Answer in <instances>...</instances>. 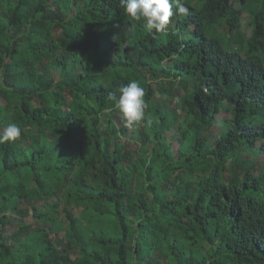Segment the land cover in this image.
I'll return each mask as SVG.
<instances>
[{
    "label": "trees",
    "instance_id": "obj_1",
    "mask_svg": "<svg viewBox=\"0 0 264 264\" xmlns=\"http://www.w3.org/2000/svg\"><path fill=\"white\" fill-rule=\"evenodd\" d=\"M183 3L153 37L119 0H0V264H264V0Z\"/></svg>",
    "mask_w": 264,
    "mask_h": 264
},
{
    "label": "clouds",
    "instance_id": "obj_2",
    "mask_svg": "<svg viewBox=\"0 0 264 264\" xmlns=\"http://www.w3.org/2000/svg\"><path fill=\"white\" fill-rule=\"evenodd\" d=\"M119 7L131 19L142 21L144 29L153 37L167 32L172 17L187 16L189 13L183 0H119ZM117 92L118 96L109 93V100L114 104L107 110H118L125 127L136 126L143 121L147 107L144 87L138 81H130L121 84ZM21 132L17 123L9 122L0 132V143L15 142Z\"/></svg>",
    "mask_w": 264,
    "mask_h": 264
},
{
    "label": "rangeland",
    "instance_id": "obj_3",
    "mask_svg": "<svg viewBox=\"0 0 264 264\" xmlns=\"http://www.w3.org/2000/svg\"><path fill=\"white\" fill-rule=\"evenodd\" d=\"M236 7L241 9L240 5L236 4ZM243 32L246 34L247 37H250L253 34V28L251 27V17L250 14L248 12H243ZM175 106V105H174ZM177 106V105H176ZM231 119V113L230 112H225L221 115V120H229ZM168 140L172 143L173 145V149L176 153V155H179V153L181 152L182 149V143H181V134L177 131H172L168 133ZM254 157V155H252V158ZM259 159L262 161L264 159L263 156L259 157ZM39 208H43V212L45 211V209H47V207L43 204L38 205ZM46 207V208H45ZM32 213V212H31ZM34 220L33 218V213H32V217L30 219L27 220L28 223H32ZM15 228L11 227L8 229L7 232V238L10 240L11 236L13 234V232ZM14 230V231H12ZM65 237V233H62L60 238Z\"/></svg>",
    "mask_w": 264,
    "mask_h": 264
}]
</instances>
